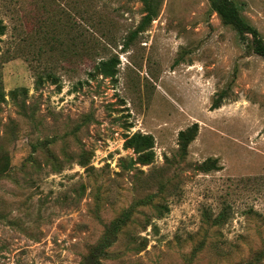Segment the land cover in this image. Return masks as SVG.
Listing matches in <instances>:
<instances>
[{
    "label": "rangeland",
    "instance_id": "rangeland-1",
    "mask_svg": "<svg viewBox=\"0 0 264 264\" xmlns=\"http://www.w3.org/2000/svg\"><path fill=\"white\" fill-rule=\"evenodd\" d=\"M232 1L264 41V0ZM0 21V264H264L250 35L210 0H0Z\"/></svg>",
    "mask_w": 264,
    "mask_h": 264
},
{
    "label": "trees",
    "instance_id": "trees-1",
    "mask_svg": "<svg viewBox=\"0 0 264 264\" xmlns=\"http://www.w3.org/2000/svg\"><path fill=\"white\" fill-rule=\"evenodd\" d=\"M211 8L218 14L225 24H229L237 32L240 39L245 40L247 35L251 36L250 45L256 54L264 58V41L259 31L249 24L239 13L236 3L232 0H210ZM5 27L0 21V36L4 34ZM104 61L98 66L104 74H109L110 71L106 69ZM214 107H217L215 105ZM198 130L197 123H193L178 133V151L182 154L186 153L188 145L193 141ZM124 145L132 148L138 154L137 162L146 165L152 161V146L153 139L151 135L142 134L140 132L132 134L124 141ZM215 167V161L206 159L199 166L201 171H208Z\"/></svg>",
    "mask_w": 264,
    "mask_h": 264
}]
</instances>
